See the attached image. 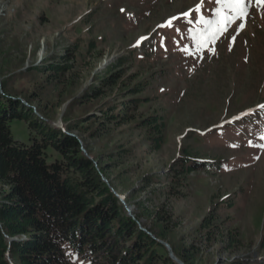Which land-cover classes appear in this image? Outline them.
I'll return each mask as SVG.
<instances>
[{
  "label": "rangeland",
  "instance_id": "rangeland-1",
  "mask_svg": "<svg viewBox=\"0 0 264 264\" xmlns=\"http://www.w3.org/2000/svg\"><path fill=\"white\" fill-rule=\"evenodd\" d=\"M220 7L215 0H0V90L5 81L40 118L76 127L70 133L102 161L138 222L165 230L180 248L194 244L196 264L264 259V0H251L243 18L197 50L190 32ZM64 61L73 68L47 72ZM110 65L120 73L116 84L81 102ZM107 112L129 121L106 122ZM150 115L162 117L159 150L144 123ZM11 128L19 140L31 134L24 120ZM185 157L215 166L176 178L172 167ZM231 233L238 242L229 247Z\"/></svg>",
  "mask_w": 264,
  "mask_h": 264
},
{
  "label": "trees",
  "instance_id": "trees-1",
  "mask_svg": "<svg viewBox=\"0 0 264 264\" xmlns=\"http://www.w3.org/2000/svg\"><path fill=\"white\" fill-rule=\"evenodd\" d=\"M112 66L100 79L101 86L83 93L81 102L98 98L104 87L116 84L120 73H111ZM47 68L52 76H59L73 67L64 61L50 62ZM1 88L0 264H179L158 239L168 241L186 264H196L198 249L194 244L180 248L165 230L147 227L150 234L140 227L138 213L135 219L128 214L102 161L70 133L76 127L66 130L40 118L33 106L8 91L5 81ZM37 110L42 112L39 107ZM104 117L116 125L129 121L110 112ZM161 118L150 115L144 121L152 128L151 140L157 150L164 141ZM15 119L26 122L31 133L28 140L14 137L11 123ZM120 150L128 155L123 146ZM214 166L210 160L185 157L173 165L172 171L178 178L195 170L210 171ZM123 196L130 205L129 198ZM206 221L204 227L210 229L211 222ZM211 234L210 229L208 239ZM235 242L238 239L231 233L229 247ZM230 263L264 264V259L239 258Z\"/></svg>",
  "mask_w": 264,
  "mask_h": 264
},
{
  "label": "snow or ice",
  "instance_id": "snow-or-ice-1",
  "mask_svg": "<svg viewBox=\"0 0 264 264\" xmlns=\"http://www.w3.org/2000/svg\"><path fill=\"white\" fill-rule=\"evenodd\" d=\"M215 2L221 5L215 11L216 18L205 19L201 15L198 20L199 24L204 27L190 32V36L197 50H201L206 44L214 41L219 34L227 30L228 25L233 21L243 18L246 15V8L251 0H215ZM195 11L200 12V6H197ZM184 15L187 17L191 13H185ZM189 23H191V20Z\"/></svg>",
  "mask_w": 264,
  "mask_h": 264
},
{
  "label": "water",
  "instance_id": "water-1",
  "mask_svg": "<svg viewBox=\"0 0 264 264\" xmlns=\"http://www.w3.org/2000/svg\"><path fill=\"white\" fill-rule=\"evenodd\" d=\"M81 142H82V141H81ZM82 143H83V142H82ZM83 150H84V152H85L86 154H88V152H87V150L84 148V146H83ZM104 179L107 181L106 178H104ZM113 190H114L115 194L119 197L120 201L123 203V205H124L125 209L127 210L128 214H129L130 216H132V217L135 219V215H134V213H133V211H132V208L127 204V202L125 201L124 197H123L122 195H120L115 189H113ZM138 223H139L140 227H141L143 230H145V231H147L148 233L152 234L148 229H146L145 227H143L142 224H141L140 222H138ZM153 236H154V235H153ZM12 239H14V238H12ZM158 241L161 242L162 244H164V245L167 247L168 252H169V256H170L174 261H176V262L179 263V264H186L184 261H182L181 259H179V258L175 255V253H174V251H173L171 245H170L167 241H164V240H162V239H158ZM12 264H13V263H12Z\"/></svg>",
  "mask_w": 264,
  "mask_h": 264
}]
</instances>
